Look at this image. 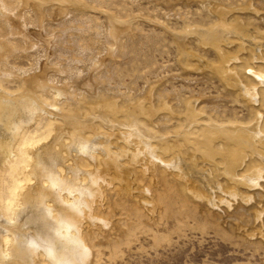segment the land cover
<instances>
[{
  "label": "rangeland",
  "instance_id": "1",
  "mask_svg": "<svg viewBox=\"0 0 264 264\" xmlns=\"http://www.w3.org/2000/svg\"><path fill=\"white\" fill-rule=\"evenodd\" d=\"M0 2V42H7L0 59V86L16 93L29 86L26 79L42 78L46 88L37 90L38 97L59 108L46 107L56 118L76 113L88 120L89 110L99 104L115 103L121 111L139 104L153 107L154 114L138 115V127L159 136L156 139L168 136L169 143H183L177 136L185 130L196 137L224 125L255 124L264 133V85L243 69L249 65L264 71V0H47L39 7L32 1ZM115 24L118 31L113 35ZM202 30L212 33L201 37ZM218 37L230 44L215 46ZM226 56H236L227 72H236L239 84L257 88L255 102L225 79L220 65ZM51 88L64 94L55 97ZM123 111L120 121L126 120ZM43 114L32 130H44L49 115ZM213 145L218 147L219 141ZM191 149L183 143L186 157ZM253 157L238 168L242 171L237 179L263 164ZM205 163L199 160L197 165L211 168ZM154 168L158 173L163 169L158 162ZM212 172L210 180L226 190L229 179ZM165 177L187 195L169 171ZM258 181L254 187L241 186L249 200L233 199L219 189L214 190L215 205L169 194L153 213L140 205L139 213L128 214L137 199L108 189L110 206L116 198L119 205L110 214L109 226L89 227L96 239L92 257L96 264H264V178Z\"/></svg>",
  "mask_w": 264,
  "mask_h": 264
},
{
  "label": "bare ground",
  "instance_id": "2",
  "mask_svg": "<svg viewBox=\"0 0 264 264\" xmlns=\"http://www.w3.org/2000/svg\"><path fill=\"white\" fill-rule=\"evenodd\" d=\"M23 1H32L39 7L47 0ZM2 9L0 6V15L4 16ZM5 15H9L8 11ZM112 30L115 35L116 24ZM209 32L212 33L202 30L201 37ZM222 42L229 41L219 38L215 46ZM6 43L0 42V59L7 50ZM243 49L245 47L241 45L240 50ZM234 57L222 58L220 66L224 77L232 81L230 85L233 89L236 87L240 95L255 102L257 88L239 84V75L232 70L233 74L227 72L228 62ZM243 69L249 70L258 85H264V71H255L249 65ZM26 80H29V86L16 93L0 86V264H96L92 257L96 239L89 227L109 226L110 214H114V208L119 205L116 198L114 206H110L108 189L116 196L128 194L137 199L128 214L139 213L140 205L153 213L156 203L163 204L169 194L184 201L188 195L215 205L214 190L219 189L233 199L249 200V196L242 193L241 186L254 187L258 185V179L264 178V133L255 124L224 125L215 132L196 137L189 136L191 134L185 130L177 137L192 146L186 157L182 151L183 143L177 139L169 143L168 136L156 139L159 136L143 132L138 127L136 117L144 113L152 116L153 107L137 104V108L122 110L125 121L118 119L122 111L115 103L96 104L97 107L89 110L92 114L89 113L88 120L83 119L84 115L77 117L76 113H73L75 116L61 113L56 118L57 114L46 109L53 103L45 104L37 94V90H45V80L33 76ZM51 89L55 97L64 94L61 89ZM54 108L57 109L56 105ZM39 113L49 115L42 132L31 129L38 124ZM106 118H112L110 125ZM216 140L219 141L218 147L213 145ZM168 154L170 161H164L162 156ZM253 155H257L263 164L257 169L253 165L251 173L237 179V172L242 171H237L238 168L244 167L245 159ZM199 160L205 164L208 162L212 169L200 168L197 165ZM157 162L163 167L159 173L154 168ZM211 170H217L219 176L229 179L226 190L210 180ZM166 171L180 182L187 195L181 193L174 182L167 180ZM220 200L228 204L227 199ZM107 205L108 209L105 208Z\"/></svg>",
  "mask_w": 264,
  "mask_h": 264
}]
</instances>
